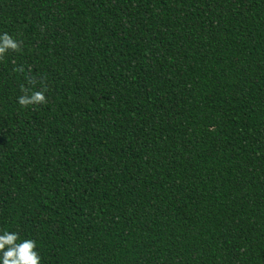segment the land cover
<instances>
[{"label": "trees", "instance_id": "trees-1", "mask_svg": "<svg viewBox=\"0 0 264 264\" xmlns=\"http://www.w3.org/2000/svg\"><path fill=\"white\" fill-rule=\"evenodd\" d=\"M0 264H264V0H0Z\"/></svg>", "mask_w": 264, "mask_h": 264}]
</instances>
